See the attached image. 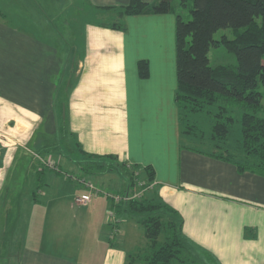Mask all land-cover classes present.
<instances>
[{
  "label": "crops",
  "instance_id": "0c3cea01",
  "mask_svg": "<svg viewBox=\"0 0 264 264\" xmlns=\"http://www.w3.org/2000/svg\"><path fill=\"white\" fill-rule=\"evenodd\" d=\"M128 1L0 0V264H124V252L106 242L82 256L62 255L55 244L21 236L30 226L23 215L27 198L41 203L42 185L39 194L24 192L27 177L37 182L42 166L30 157L36 134L47 142L68 135L74 149L78 143L127 166H151L155 194L179 212L187 237L221 264H264V175L212 156L219 152L215 144L205 151L183 143L174 100L176 13L118 17L124 30L104 25L112 23L103 20L106 13L117 17L106 7ZM58 19L70 36L75 19H93L83 21L79 51L62 42ZM142 59L145 78L138 73ZM17 123L22 134L11 132ZM46 178L55 173L47 170V184ZM79 184L76 195L85 191ZM97 198L75 215L84 222H76L78 230L92 229L96 213L100 221L107 215L108 199Z\"/></svg>",
  "mask_w": 264,
  "mask_h": 264
},
{
  "label": "trees",
  "instance_id": "16d2710c",
  "mask_svg": "<svg viewBox=\"0 0 264 264\" xmlns=\"http://www.w3.org/2000/svg\"><path fill=\"white\" fill-rule=\"evenodd\" d=\"M187 2L129 0L124 5L106 8L113 9L119 18L175 11L177 84L174 100L183 133H191V125H183L190 114L211 112L214 117L211 139L219 149L218 153L212 152L211 155L234 162L241 172L248 170L264 175V116L260 115L264 113V0H191L190 5ZM176 3L183 7L189 5L187 20L175 10ZM104 25L125 29L124 24L117 21ZM227 27L236 31L233 38L222 35L220 39H214V32ZM218 45H223L235 55L236 64L210 65L208 50ZM138 73L141 78L148 76L146 60L138 62ZM259 84L263 92L258 90ZM213 106H216L217 112L212 111ZM235 108L241 110V139L239 151L231 153L221 143L234 122L231 111ZM61 146V140L57 145L46 141V147L40 153H33L42 165L37 170V189L44 186L43 177L47 170L62 172L58 160H54L56 164L53 168L45 163L51 155H60ZM75 146L78 147V150L75 148L78 154H82L79 155L83 165L79 164V167L85 174L112 172L116 166L128 172L122 192L105 193L110 204L107 210V224L111 228L107 233L109 245L116 244L114 236L126 217L136 218L146 239L144 247L125 252L124 264H221L212 253L183 233L181 215L155 194L154 187L143 190L140 196L127 201L113 200L111 195L132 190L138 179H144L145 187L153 182L151 166L142 169L138 165L127 166L114 155L90 154L82 151L78 143ZM45 155H49V158ZM79 179L85 178L82 176Z\"/></svg>",
  "mask_w": 264,
  "mask_h": 264
},
{
  "label": "rangeland",
  "instance_id": "374dc122",
  "mask_svg": "<svg viewBox=\"0 0 264 264\" xmlns=\"http://www.w3.org/2000/svg\"><path fill=\"white\" fill-rule=\"evenodd\" d=\"M190 3L191 0H188L187 4L190 5ZM189 5L187 7H183L177 3L175 5V10L180 12L184 16V20H187V18H189ZM86 9L91 10V8L89 7H86ZM88 12L89 11L87 10V13ZM87 13L85 17L91 18L90 15H87ZM106 14V18L108 19L103 20L109 22H122L112 12H108ZM78 17L80 18L82 17V15H78ZM85 20L93 19H75V24L72 26L73 29L71 28L70 31L71 36L66 30V22H63L60 19L56 21V23L59 24V27H62L63 29L60 33V35L64 36L62 42H64L65 45H67L69 48L74 47L75 51H79V49L82 48V32L84 27L83 21ZM235 33L236 31L232 28H220L216 32H214L213 37L216 40L220 39L222 35H225L228 38H233L235 36ZM207 55L211 66L220 64H236L235 55L231 51L227 50L223 45L211 46L208 50ZM11 76L12 79H15L17 74H12ZM258 90L263 92V88L260 84L258 85ZM262 103H264V98L262 99ZM212 108L214 109L212 111L217 112L216 106H213ZM231 113L234 117V122L230 126L227 137L221 143V145L223 146V148L228 149V151H230L231 153H235L236 151L238 152L240 148L241 110L235 108L232 109ZM260 115L264 116V113H260ZM213 122L214 117L212 116L211 112L208 113L203 111L190 114L183 125L185 127L187 125H191V127L189 126V129H191V133H186V136H183V143L189 146L201 148L205 151L211 150L215 144V142L211 139ZM14 127V124H12V133L16 132L22 134L23 129L17 128L18 123L16 127ZM13 130H15V132H13ZM40 132H42V130H40ZM57 134L58 132L56 133V135ZM38 136L39 135L36 134L35 138L33 139L34 143L32 142L30 144L31 149H33V153H40V151H42L44 147H46V138L44 136L39 138ZM64 137L65 136H55V142L52 139L53 137H51V139H48V144L52 145H57L61 140V153L57 156V158L59 159V162L61 163L63 168L61 172L62 175H58L52 171V173H55L56 178L51 180L50 178H46L47 184L45 183L44 186H42L41 193L39 191L40 188L37 189L36 187V180H31L30 176L27 177L26 191H24L25 195L29 197L30 191L33 188L34 193H40L41 203L31 205V203H33V199L31 200L30 197L27 198L26 203L23 207L24 209H22L25 221L24 223H29L30 226L27 227L25 233H21V236H23V238L27 240L30 239L32 241L42 242L44 244L47 243L48 247H51L52 244H55L58 247V254L75 255L76 253L77 255L82 256L84 252L89 249L91 251H98V249L103 246V244L101 243L106 242V245L108 247H110V245L106 238V233L109 232L108 226H104L105 219L108 218L106 214H104L102 221H100L99 218L101 216L98 217V213H96L97 220L94 219L92 221V229L88 227V231L85 230V226H81L79 230L76 226V222H84L75 218V215L80 214L83 209H86L85 206L71 204V200L74 199L76 195V185L79 184L80 176H83L85 179L93 182L94 185H97V187L100 189V192L94 194L93 199L98 197L97 199H95V201L100 200L101 203H104L105 199H107L105 193H119L124 190V186L127 183L128 172L121 166H116L112 172H98L100 174L83 173V170L79 167V164L83 165V162H81L82 157L78 154L77 150L70 146V144L72 145L71 137L68 135L65 138ZM41 142L43 143L41 144ZM66 144H68L67 147H70L72 150H68ZM33 153H31L32 155L30 157H32L33 160H37ZM45 156L46 158H49V155ZM52 159L55 160L56 156L54 155ZM27 168V170H33L32 168ZM34 168L36 169L35 166ZM33 178H35V176H33ZM135 219V217H126L125 220L120 224V232L118 233V237L116 238V244L113 245L112 248H117V251H123L125 254V252L127 251L137 250L144 247L146 239L143 234V228ZM96 221H98V226H96ZM35 227H37V229H35ZM76 248H78V250H76Z\"/></svg>",
  "mask_w": 264,
  "mask_h": 264
},
{
  "label": "built area",
  "instance_id": "2783aa9c",
  "mask_svg": "<svg viewBox=\"0 0 264 264\" xmlns=\"http://www.w3.org/2000/svg\"><path fill=\"white\" fill-rule=\"evenodd\" d=\"M45 163L46 165L52 168L55 167L56 164L51 157L50 159H47ZM79 182L84 185L85 191L76 195L73 199V202L77 205H86L91 201L93 195L100 192V190L90 180L81 179ZM153 187V182H151L145 187L144 179H138L136 182V186L133 187L132 190L127 191L123 194H113L111 196L115 202L127 201L133 197L140 196L143 190L152 189Z\"/></svg>",
  "mask_w": 264,
  "mask_h": 264
}]
</instances>
